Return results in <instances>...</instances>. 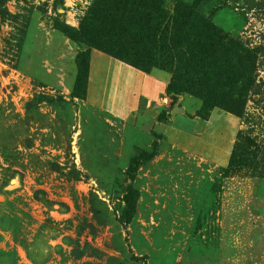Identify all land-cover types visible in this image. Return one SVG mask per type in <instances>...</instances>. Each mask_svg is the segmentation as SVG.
Segmentation results:
<instances>
[{
  "label": "rangeland",
  "instance_id": "rangeland-1",
  "mask_svg": "<svg viewBox=\"0 0 264 264\" xmlns=\"http://www.w3.org/2000/svg\"><path fill=\"white\" fill-rule=\"evenodd\" d=\"M143 4L106 27L110 4L5 0L0 264H264V0ZM91 51L169 74L159 122L232 117L227 159L89 103L75 78Z\"/></svg>",
  "mask_w": 264,
  "mask_h": 264
},
{
  "label": "crops",
  "instance_id": "crops-1",
  "mask_svg": "<svg viewBox=\"0 0 264 264\" xmlns=\"http://www.w3.org/2000/svg\"><path fill=\"white\" fill-rule=\"evenodd\" d=\"M170 76L151 69L141 72L103 53L91 51L85 83V99L112 116L146 124L183 150L212 161L226 160L234 119L211 111L202 121L186 111H170L166 121L156 120L167 101ZM171 113L174 115L171 116ZM189 115V116H188ZM232 140V139H231Z\"/></svg>",
  "mask_w": 264,
  "mask_h": 264
},
{
  "label": "trees",
  "instance_id": "trees-1",
  "mask_svg": "<svg viewBox=\"0 0 264 264\" xmlns=\"http://www.w3.org/2000/svg\"><path fill=\"white\" fill-rule=\"evenodd\" d=\"M143 1L145 0H93V4H94V9H92V13H95V8L97 9V5L98 4H102L103 7H106L107 4L113 5V6H108V8H106V10L103 12V14H107L109 13L111 16V21H106V27H110L111 24L113 23L114 19L117 18L118 16V12L119 9L118 6L122 5L124 3H127L128 10H133L136 8L142 9L145 7V5L143 4ZM148 2H150V0H147ZM157 1V0H155ZM154 1H152L153 3ZM5 0H0V20L4 19V17L7 15V10L5 8ZM111 12V13H110ZM136 19V23H131L130 27H131V31H133L134 33L138 34L140 32L143 31H150V29L146 28L143 26L142 20L139 19L138 16H135ZM92 18H94L92 16ZM104 18V17H103ZM106 20V19H105ZM94 22L95 24L93 26H95L94 28L100 26L101 24L98 23L96 21V19L94 18ZM142 23V24H141ZM58 30H60L61 32H63L64 34H69L68 30H66V28L60 27L58 26ZM77 35L79 36H83L85 35V33L82 31H79L77 33ZM84 37V36H83ZM85 38V37H84ZM76 38L74 37V40ZM78 40H76L77 42ZM109 56L111 57H115L118 60H120L121 62H123L124 64H127L135 69L136 66L134 64H131V62H129L124 56L122 55H118V54H114V53H108ZM114 55V56H113ZM182 62V61H180ZM181 72L185 71V69L183 68L182 65H180V69ZM87 71H88V62L87 64H85V61L83 59V55L79 54L77 57V74H76V78H75V89H79V92H81L85 95V83H86V77H87ZM141 72H147V71H141ZM184 73V72H183ZM180 75V73L178 72V76ZM76 97L81 98V96L79 95V93H75ZM73 97V96H72ZM36 99V98H35ZM29 104V103H28ZM31 105V103H30ZM225 112L235 116V117H239L240 116V110H237V108H233L232 106H228L227 109L225 110Z\"/></svg>",
  "mask_w": 264,
  "mask_h": 264
},
{
  "label": "water",
  "instance_id": "water-1",
  "mask_svg": "<svg viewBox=\"0 0 264 264\" xmlns=\"http://www.w3.org/2000/svg\"><path fill=\"white\" fill-rule=\"evenodd\" d=\"M174 114L173 113H171V116H173Z\"/></svg>",
  "mask_w": 264,
  "mask_h": 264
}]
</instances>
